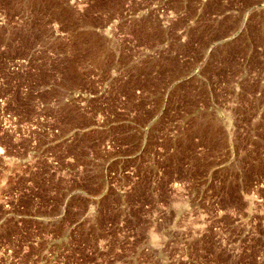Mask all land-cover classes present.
<instances>
[{
  "label": "rangeland",
  "instance_id": "374dc122",
  "mask_svg": "<svg viewBox=\"0 0 264 264\" xmlns=\"http://www.w3.org/2000/svg\"><path fill=\"white\" fill-rule=\"evenodd\" d=\"M0 264H264V0H0Z\"/></svg>",
  "mask_w": 264,
  "mask_h": 264
}]
</instances>
